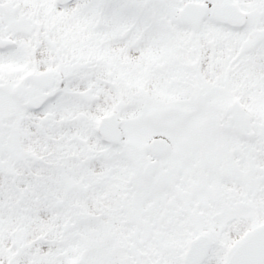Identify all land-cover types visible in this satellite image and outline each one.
Instances as JSON below:
<instances>
[{"label": "snow or ice", "instance_id": "obj_1", "mask_svg": "<svg viewBox=\"0 0 264 264\" xmlns=\"http://www.w3.org/2000/svg\"><path fill=\"white\" fill-rule=\"evenodd\" d=\"M0 264H264V0H0Z\"/></svg>", "mask_w": 264, "mask_h": 264}]
</instances>
